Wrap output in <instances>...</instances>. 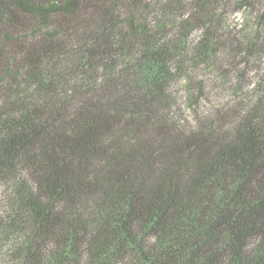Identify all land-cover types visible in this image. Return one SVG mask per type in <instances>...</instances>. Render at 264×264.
Listing matches in <instances>:
<instances>
[{"label":"trees","instance_id":"obj_1","mask_svg":"<svg viewBox=\"0 0 264 264\" xmlns=\"http://www.w3.org/2000/svg\"><path fill=\"white\" fill-rule=\"evenodd\" d=\"M229 4L248 68L264 0H0V264H264V80L180 118Z\"/></svg>","mask_w":264,"mask_h":264},{"label":"rangeland","instance_id":"obj_2","mask_svg":"<svg viewBox=\"0 0 264 264\" xmlns=\"http://www.w3.org/2000/svg\"><path fill=\"white\" fill-rule=\"evenodd\" d=\"M233 8L229 4L219 9L220 14L223 15L219 34L225 45L216 55L214 65L209 68L198 67L186 73L190 78L194 105L190 106V102L186 100L189 88L187 77L177 83L181 102L180 118L184 126L195 125L198 121L205 122L217 112L220 115H233L239 112L245 105H249V91L254 89L258 78L264 80V58L260 63L254 61L249 63L248 68L241 64L244 57L235 50L236 42L241 41V37L240 34L233 32L232 28L240 27L243 23V15L234 12ZM199 35L200 31L196 30L191 36V41L194 42ZM262 37L264 42V34ZM233 86L234 92L231 89ZM3 194L0 187V201Z\"/></svg>","mask_w":264,"mask_h":264}]
</instances>
